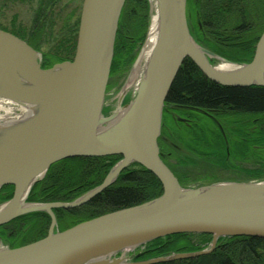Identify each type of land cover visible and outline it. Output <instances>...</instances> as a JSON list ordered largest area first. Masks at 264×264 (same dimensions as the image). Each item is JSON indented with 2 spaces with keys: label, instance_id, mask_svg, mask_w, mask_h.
<instances>
[{
  "label": "water",
  "instance_id": "95a60500",
  "mask_svg": "<svg viewBox=\"0 0 264 264\" xmlns=\"http://www.w3.org/2000/svg\"><path fill=\"white\" fill-rule=\"evenodd\" d=\"M125 3L83 0L75 56L51 67H44L41 51L0 28V103L24 109L11 116L19 120L9 124L0 120V190L15 187L13 196L0 203V226L31 213L52 217L42 239L14 248L0 245V264H153L211 253L221 237L264 238V179L183 185L159 145L165 102L184 60L190 58L208 79L224 86H264V31L252 60L233 62L196 39L187 0H157L155 46L134 95H129V86L122 88L113 109L107 89ZM214 60L234 68L220 70ZM114 155L122 158L104 181L74 200H28L34 185L56 162ZM134 163L159 179L160 196L55 230L54 209L89 203ZM181 233L210 234L213 241L203 250L148 259L134 252L153 240Z\"/></svg>",
  "mask_w": 264,
  "mask_h": 264
},
{
  "label": "trees",
  "instance_id": "16d2710c",
  "mask_svg": "<svg viewBox=\"0 0 264 264\" xmlns=\"http://www.w3.org/2000/svg\"><path fill=\"white\" fill-rule=\"evenodd\" d=\"M136 1L126 0L122 10L111 75L113 71L124 68L133 60L136 45L133 44L136 42L134 40V26L139 29L138 41L143 39L142 30L147 27V5L144 3L143 9L138 10L134 5H130ZM129 5L130 7H128ZM188 7L189 14L195 17L193 32L194 30L198 31L200 41L207 48L237 63L252 60L256 43L264 31V0H187ZM10 32L24 38L18 32ZM71 34H73L72 29L69 35L71 36ZM72 40L73 36L65 38L64 41L69 45L63 42L55 49L56 51L51 52L53 56L45 57L44 67H51L56 62L65 61L67 55L75 51L76 39L74 38L73 46ZM182 106L200 110L220 108L243 113L262 112L264 111V86L233 87L218 84L208 79L190 58H186L165 102L163 128L169 127L165 114L174 107ZM187 129L190 138L186 148L189 153L184 156L186 158L178 162L180 166H183L184 163L193 164L203 161L218 162L226 166L233 164L236 159L249 157L260 162L261 165L246 170V176L236 180L264 179L263 150L253 146L245 147L242 150L243 155H245L243 156L238 153L239 149L224 139L218 129ZM260 133L262 134V132ZM253 135L252 140L258 142L256 135L254 133ZM121 158V155H114L72 157L61 160L53 164L46 176L34 185L28 200L33 202L74 200L81 194L100 185L110 169ZM178 176L183 185L189 184L188 172L180 170ZM14 190L13 185L3 186L0 190V203L10 199ZM162 193L163 186L159 179L140 164L134 163L122 171L114 184L89 203L77 209L57 208L54 211L59 213L61 218L66 217L63 218L62 221L65 223L60 228L63 231L105 213L149 201ZM50 221L49 215L45 212L26 214L0 226V237L6 240L12 248L26 245L45 237ZM191 235L193 234H173L153 240L147 243L146 250L142 252L140 259L153 258L173 252L198 250L199 248L191 243ZM197 235L212 236L210 234ZM222 238L220 240H223ZM225 239L211 253L153 264H264V238L235 236Z\"/></svg>",
  "mask_w": 264,
  "mask_h": 264
},
{
  "label": "flooded vegetation",
  "instance_id": "af4514ba",
  "mask_svg": "<svg viewBox=\"0 0 264 264\" xmlns=\"http://www.w3.org/2000/svg\"><path fill=\"white\" fill-rule=\"evenodd\" d=\"M18 1L25 2L27 0H18ZM58 2H59L58 0H37L34 22L31 24V28L29 29V31L24 34H21L19 31H15L24 36V38L21 39L25 40L29 45H31L33 48L39 51H42V49L40 47L41 45L38 44V40L43 33L50 32L53 28H56L57 22L60 19L61 21H63L62 28L65 29V27H67L66 25H68V23H70L72 20H74V18H76V15L74 14V10H73L70 11V13L68 14V18L62 19V17H60V14H62L61 9L60 11H58L57 8ZM81 12H82V8H81ZM80 17H81V13L79 19L76 21L74 20V24L77 23L75 25L76 30L74 32L73 40H72V46H73L75 43L74 38L76 39L75 50L78 39ZM6 31L10 32L12 30L9 29ZM165 115L167 116L166 121L169 127L163 128V134H162L163 137H160L159 145L161 151L164 154L166 163L172 167L177 177H179L178 174L180 170H182L181 169L182 166H180L178 162L186 158L184 156L188 155L189 153L186 148L187 141L190 138L188 132L189 130L187 128L189 129L193 128L194 130H208L209 128H213V130L218 129L221 132L224 139H227L229 144L239 149L238 153L242 155H243L242 150L245 147H249V146H253L254 148H258L264 151V135H263L264 111L243 113L239 111L220 109V108L200 110L188 106H182V107L172 108L170 112L166 113ZM260 132H262V134ZM253 133L258 138V142H254V140H252V138L254 137ZM211 164L219 167L220 169L222 168L226 170H232L237 174L241 173L242 174L241 177L246 176V170L248 169L250 170L255 168L256 166L261 165L260 162L249 157H245V159H236L233 162V164H229L226 166L218 162L216 163L213 162ZM186 165L188 164L184 163L183 167ZM77 208L79 207L73 209H77ZM45 213L48 214L51 219L48 227V233H49L52 223V217L49 213L47 212ZM54 213L57 219V225L55 227V230L61 231L60 228L62 224L65 223L62 220L63 218L66 217L61 218L59 213H56L55 211Z\"/></svg>",
  "mask_w": 264,
  "mask_h": 264
},
{
  "label": "rangeland",
  "instance_id": "374dc122",
  "mask_svg": "<svg viewBox=\"0 0 264 264\" xmlns=\"http://www.w3.org/2000/svg\"><path fill=\"white\" fill-rule=\"evenodd\" d=\"M58 1L59 2L57 8L58 11H60L61 9L62 14H60V17H62V19L68 18V14L70 13V11L73 10H74V14L76 15V18H74V20L76 21L79 19L81 8L83 5V0H58ZM144 3H146L147 5V10H146L147 27L146 29L142 30L143 39L142 41H138L139 29H137V27L135 28L134 26L133 32L135 33L134 40L136 42H133V44L135 43L136 45H135L133 60L132 62L127 64L124 68H119L118 70L113 71V74L110 76L108 89H107V98H108V102L112 105L113 109L117 105L118 93L122 90V88L129 86L130 88L129 95L133 96L135 93L136 81L138 79L140 72L137 75L136 79L130 81V78L134 70L133 68L135 66V61L138 55L140 54V52L142 51L146 39L148 37L149 28L152 22V16L155 13V11L153 7L154 2L152 0H137L135 3L133 2V4H130V5H134L136 9L141 10L143 9ZM130 5L128 7H130ZM36 7H37V0H27L25 2H21L18 0H0V27L7 30L10 29L12 31H19L21 34L27 33L31 28V24L34 22ZM187 11H188L187 15L189 22L191 26L195 28V24H194L195 17L189 14V7L187 8ZM74 20H72L73 22L71 21L70 23H68V25H66L67 27H65L64 29L62 28L63 21H61L60 19L57 22L56 28H53L50 32H45V33L42 32L43 34L39 37L38 44L41 45L40 46L42 49L41 52L43 53L44 58L49 57V55L53 56L51 52L56 51L55 49L59 47V45L63 44V42H65L64 41L65 38L72 37L74 35V32L76 30L75 25L77 24L76 22H75L76 24H74ZM71 29L73 34H71L70 36L69 34ZM194 35L196 39L198 40L201 39L198 36L197 30H194ZM65 43L66 45H69V43L67 42ZM202 45H204V43ZM75 51L72 54H68L66 60L73 59L75 56ZM214 62L219 64V61L216 62L214 60ZM181 169L185 172H188L189 174V177H187L189 181L188 185L208 184L218 180H236L237 178H241L242 175L241 173L237 174L232 170H226L222 168L220 169L219 167L208 162L188 164L184 167L182 166ZM225 238L226 237H223L222 239L226 240ZM190 240L191 243L194 244V246H197L199 248L198 250L195 251H199L208 248L212 244L213 236L193 234L190 236ZM223 240H220L219 238L217 241V246L220 245ZM0 245L9 246L6 240H4L1 237H0ZM146 247L147 244L135 249L134 252L135 253L143 252L146 250Z\"/></svg>",
  "mask_w": 264,
  "mask_h": 264
},
{
  "label": "bare ground",
  "instance_id": "6f19581e",
  "mask_svg": "<svg viewBox=\"0 0 264 264\" xmlns=\"http://www.w3.org/2000/svg\"><path fill=\"white\" fill-rule=\"evenodd\" d=\"M152 1L154 2L153 7H154L155 13L152 16V22L150 25L149 34H148L144 49L141 53V57H140L138 63L136 64V66L132 72L130 81L136 79L139 72L141 74V72L144 68V64L147 62L148 57L150 56V54H151V52L155 46V43L157 41V38H158L159 19H160L159 15L157 14L158 3H157V0H152ZM233 68H234V66L232 64L225 63V62H222V63L220 62L219 66H218V69H220V70H231ZM140 74L138 76V79L140 77ZM16 109H21L22 111L24 110L22 107H20V106L14 107V106L10 105V103H7V104L3 103V106L0 103V120L7 119L8 124L11 122H14V120H19L20 117H18V118L11 117ZM2 110L5 111L6 113L1 114Z\"/></svg>",
  "mask_w": 264,
  "mask_h": 264
}]
</instances>
